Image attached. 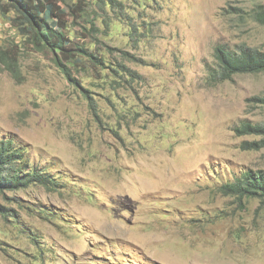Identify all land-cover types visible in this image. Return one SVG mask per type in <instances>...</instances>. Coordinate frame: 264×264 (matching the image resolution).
<instances>
[{"label": "rangeland", "instance_id": "1", "mask_svg": "<svg viewBox=\"0 0 264 264\" xmlns=\"http://www.w3.org/2000/svg\"><path fill=\"white\" fill-rule=\"evenodd\" d=\"M78 2L74 80L0 13V134L58 182L0 190V264H264V201L222 189L264 170L235 129L264 127V72L206 77L219 44L264 51V0Z\"/></svg>", "mask_w": 264, "mask_h": 264}, {"label": "trees", "instance_id": "2", "mask_svg": "<svg viewBox=\"0 0 264 264\" xmlns=\"http://www.w3.org/2000/svg\"><path fill=\"white\" fill-rule=\"evenodd\" d=\"M104 1V0H100ZM109 3L115 0H108ZM61 0H0V13L10 16V21L20 33L29 38L37 49L47 48L57 66L71 80V69L83 59L96 57L69 37L66 11ZM82 4L80 0L78 7ZM84 4L79 8L84 11ZM263 14L264 22V12ZM214 66L208 68L210 84L230 80L236 74L264 72V51L246 44L233 49L219 44L214 49ZM131 74V73H130ZM255 100L264 103L263 98ZM239 133L264 131L260 124L243 122L237 126ZM57 180L47 169L30 162L26 145L17 137L0 134V190L27 189L33 185L51 187ZM225 194L239 197L259 198L264 201V170L246 168L232 181L222 186Z\"/></svg>", "mask_w": 264, "mask_h": 264}]
</instances>
